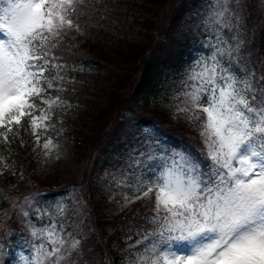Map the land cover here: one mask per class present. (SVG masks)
Returning a JSON list of instances; mask_svg holds the SVG:
<instances>
[{
	"label": "snow or ice",
	"instance_id": "obj_1",
	"mask_svg": "<svg viewBox=\"0 0 264 264\" xmlns=\"http://www.w3.org/2000/svg\"><path fill=\"white\" fill-rule=\"evenodd\" d=\"M97 2L0 0V144H11L23 130L34 137L36 152L41 137L55 130L56 109L72 107L61 95L66 64L60 53L73 33L83 34L81 18H90ZM233 2L240 6V0H213L210 22L218 27L215 41L205 45L210 55L195 61L175 97L173 119L195 130L203 148L198 155L173 148L160 157L162 164H145L132 183L117 182L132 193L123 194V207L151 206L143 217L148 227L129 245L142 250L128 264H264V72L242 63L244 42L237 35H224L239 20ZM56 147L46 138L42 155ZM5 161L0 155V176L9 170L15 176ZM23 201L32 207L33 197ZM66 211L57 204L55 216ZM31 215L51 222L37 227ZM18 216L40 241H26L31 256L19 254V264H78L82 242L64 222L58 227L47 209L29 212L23 205ZM7 219L8 213L0 217V254L12 232Z\"/></svg>",
	"mask_w": 264,
	"mask_h": 264
},
{
	"label": "trees",
	"instance_id": "obj_2",
	"mask_svg": "<svg viewBox=\"0 0 264 264\" xmlns=\"http://www.w3.org/2000/svg\"><path fill=\"white\" fill-rule=\"evenodd\" d=\"M210 4L211 0H98L90 18H81L83 34L73 33L75 39H68L60 53L66 64L61 95L72 107L56 109L55 130L50 129L58 145L53 161L44 162L38 150L33 152L34 142L26 139L24 146L19 138L0 144V155L16 171L15 176L10 170L0 176V217L12 215L17 210L12 202L18 204L25 196L43 193L39 204L63 197L59 192L45 195L38 188L53 187L54 183H44L64 161L98 189L97 178L106 169L102 191L113 192L114 199L99 191L100 200L91 210L94 220L84 222L82 211L71 210L66 230L76 236L86 227L85 237L77 238L87 246V259L81 256L78 264H125L136 258L142 249L129 245L148 227L143 217L151 214V206L137 201L123 207V194L132 193L117 182L127 178L132 183L145 164H162L160 157L173 148L184 147L194 155L203 148L198 133L173 119V112L175 97L184 90L197 59L195 53L200 55L199 34L209 38L204 17ZM232 8L239 20L233 19L238 28L230 35L244 42L242 63H249L259 75L264 72V0H240V6L233 2ZM27 135L22 130L20 137ZM149 156L155 159L148 160ZM120 161L123 164L117 166ZM14 216L7 221H16Z\"/></svg>",
	"mask_w": 264,
	"mask_h": 264
},
{
	"label": "rangeland",
	"instance_id": "obj_3",
	"mask_svg": "<svg viewBox=\"0 0 264 264\" xmlns=\"http://www.w3.org/2000/svg\"><path fill=\"white\" fill-rule=\"evenodd\" d=\"M212 3H213V0H211V4L210 5H208V6H206V12H205V21H209V23H211L210 22V18L211 19H214V17H212V7H211V5H212ZM261 4H263V3H261ZM230 7L232 8V4L230 5ZM233 9V8H232ZM234 21L232 20V23H233ZM236 28H238V26L236 27ZM226 30V29H225ZM224 30V31H225ZM225 35V34H224ZM226 36V35H225ZM227 37V36H226ZM208 55H210V53L208 54ZM204 56H207L206 54H204ZM89 138H90V140L91 141H93L94 139L91 137V135L89 134ZM69 165H70V163L68 162V161H66L64 164H62V165H60L57 169H56V173L55 174H53L51 177H49L48 179H46V181H45V183L44 184H51V183H58V182H61V181H66V180H78V179H80L79 178V175H80V172H77V171H73V170H70L69 169ZM70 173H72L71 175H69ZM89 189L93 192V194H94V197H93V199H92V204H93V206H95V205H97L96 203L100 200L99 198L100 197H97V195H99L100 196V193H99V190H98V188L95 186V185H93V183H90V184H87L86 182H85V190H86V194H88L89 195ZM77 196H80L81 198L84 196L83 194H75V197H77ZM92 204H91V207H92ZM101 209V207L100 206H98V210H100ZM91 215H93L92 213H91ZM94 219H93V216H92V221H93Z\"/></svg>",
	"mask_w": 264,
	"mask_h": 264
}]
</instances>
